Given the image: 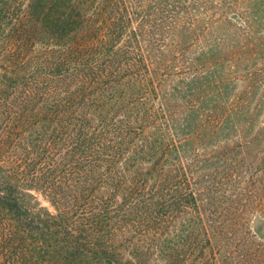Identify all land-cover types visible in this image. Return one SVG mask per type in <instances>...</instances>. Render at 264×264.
<instances>
[{"label": "trees", "instance_id": "16d2710c", "mask_svg": "<svg viewBox=\"0 0 264 264\" xmlns=\"http://www.w3.org/2000/svg\"><path fill=\"white\" fill-rule=\"evenodd\" d=\"M263 23L264 0H0V264H226L264 176Z\"/></svg>", "mask_w": 264, "mask_h": 264}, {"label": "rangeland", "instance_id": "374dc122", "mask_svg": "<svg viewBox=\"0 0 264 264\" xmlns=\"http://www.w3.org/2000/svg\"><path fill=\"white\" fill-rule=\"evenodd\" d=\"M260 31L264 34V23ZM34 48L35 51L32 54L35 56L40 53L41 50H39V45L35 46ZM263 63L264 61L259 59L255 65V68H259L261 71L257 77L261 84L260 89L256 93L258 95L261 93V89L264 87ZM236 82L237 88L240 89L244 86V81L242 79H238ZM251 154L249 157H244V160L245 162H249L251 158V160H254L256 164V157L259 158L264 155V146H255L254 149H252ZM255 174L257 175V173ZM249 175L250 174L245 176L248 177ZM258 175L259 179L261 178L262 181L260 180L258 182L259 179H256L255 182L249 184V181L251 182V178H247V180H250L248 181V184L242 188V191H239V189L235 191L239 192L236 202L239 210L238 213L245 222L244 226L239 227L240 229H237L234 225L232 227L228 226L224 230V247L222 248V253H224L228 259L226 264H264V193H262L264 190L259 188L264 185V176L262 175L261 170L260 172L258 170ZM253 184H255V187H253ZM229 190L231 191L230 188L226 190L225 188L222 189L224 192ZM226 195L228 196L229 194L227 193ZM42 204L46 206L48 205L45 202H42ZM230 218H226L228 221L227 225L231 223L232 218ZM241 254L246 256L245 258L247 260H245V262H241L239 260Z\"/></svg>", "mask_w": 264, "mask_h": 264}]
</instances>
